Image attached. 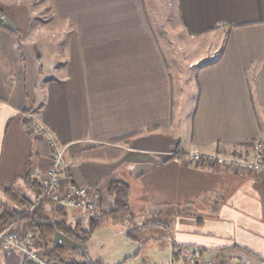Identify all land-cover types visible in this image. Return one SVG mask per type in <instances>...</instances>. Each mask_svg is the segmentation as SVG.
Listing matches in <instances>:
<instances>
[{
  "label": "crops",
  "instance_id": "0c3cea01",
  "mask_svg": "<svg viewBox=\"0 0 264 264\" xmlns=\"http://www.w3.org/2000/svg\"><path fill=\"white\" fill-rule=\"evenodd\" d=\"M42 2L70 24L66 37L43 19L46 9H33ZM169 3L168 17L190 35L224 29L215 55L194 72L192 98L179 78L176 100L143 0H0L1 15L19 32L0 28V192L22 185L33 197L23 178L45 175L51 148L28 132L33 121L64 152L63 188L94 196L95 213L65 209L68 223L80 220L85 229L110 210L107 187L121 181L129 188V213L118 221L130 226L127 239L136 241L147 218L157 219L153 231H167L161 219L168 218L175 242L183 231L171 262L191 249L264 264V182L180 159L189 152L249 158L252 140L264 144V0ZM13 226L36 245L25 223ZM0 264L31 263L0 241Z\"/></svg>",
  "mask_w": 264,
  "mask_h": 264
},
{
  "label": "rangeland",
  "instance_id": "374dc122",
  "mask_svg": "<svg viewBox=\"0 0 264 264\" xmlns=\"http://www.w3.org/2000/svg\"><path fill=\"white\" fill-rule=\"evenodd\" d=\"M143 2L153 34L170 66L176 100L181 83L178 81L179 78H182L181 86L185 95L192 98L193 93L190 87L194 72L198 66L206 64L212 59L211 53L218 44L217 42L223 38L224 29L218 28L210 33L190 35L180 30L181 28L177 24L179 23L178 20L168 17L170 8L167 5L170 4L169 0L168 2L166 0H143ZM33 9H46L47 11V4L42 2V4L35 5ZM43 19L46 20L47 24L59 27L60 32L65 37L70 32V24L51 17L49 11L44 14ZM197 59H200L199 64L190 67L189 63H194ZM26 188L28 189L27 186ZM12 189V192L20 196L31 197L22 185H13ZM15 205L5 194L0 192V207H15ZM154 221L157 219L147 218L146 221L139 222L148 226L143 233H136V241L127 239L126 233L131 228L126 222H113L109 218L104 219L96 228L86 246L66 239H61V241L69 248V251L73 248L76 249L73 258L80 264H88V262L92 264H160L164 261L171 262L170 260H173L171 246L176 241L174 240V225L169 222L168 218H163L161 221L163 223L166 221L167 231L156 232L153 231L152 227ZM176 234L178 242L175 243L180 245L179 240L183 234L180 227ZM244 245L249 244L245 243ZM251 248L256 253L261 252L259 248ZM70 253L72 254V252Z\"/></svg>",
  "mask_w": 264,
  "mask_h": 264
},
{
  "label": "built area",
  "instance_id": "2783aa9c",
  "mask_svg": "<svg viewBox=\"0 0 264 264\" xmlns=\"http://www.w3.org/2000/svg\"><path fill=\"white\" fill-rule=\"evenodd\" d=\"M28 132L39 135L51 148L49 165L44 177L40 180L42 188V201H51L65 209L78 212H86L92 215L96 211L95 199L86 188L67 190L63 188V154L62 150L56 148L52 136L44 127L31 121L28 125ZM250 157L235 158L219 153H198L189 152L181 156V161L187 165L198 166L203 163L207 167L226 169L234 174L252 173L259 180L264 182V144L261 140L255 139L250 142ZM13 224L0 232V241L8 248L22 254L23 258L32 264H55L48 261L41 250L35 248L33 236L29 232L15 229ZM180 262L169 261L160 264H243L235 261L218 260L213 256L199 257L191 249H184L180 253Z\"/></svg>",
  "mask_w": 264,
  "mask_h": 264
},
{
  "label": "trees",
  "instance_id": "16d2710c",
  "mask_svg": "<svg viewBox=\"0 0 264 264\" xmlns=\"http://www.w3.org/2000/svg\"><path fill=\"white\" fill-rule=\"evenodd\" d=\"M1 14L0 12V28L13 36H18V30ZM31 175V173H28L23 181L32 192L33 197L28 198L12 192L13 185L3 188V194L16 205L15 207H0V232L9 225L22 221L25 223L26 228L34 234L35 248L41 250L43 256L55 264H80L73 258L76 249L73 248L69 251V248L60 241L61 239L86 246L93 232L104 219L109 218L113 222H118L122 221L129 213L128 185L121 181H112L107 187V195L112 198L110 210L101 214L97 220H88L85 229L81 226L80 220L70 224L65 208L54 202L41 200L42 188L40 182L34 180ZM47 203L53 204L50 212L45 209ZM50 213L55 217L53 218ZM88 264L92 263L88 262Z\"/></svg>",
  "mask_w": 264,
  "mask_h": 264
}]
</instances>
